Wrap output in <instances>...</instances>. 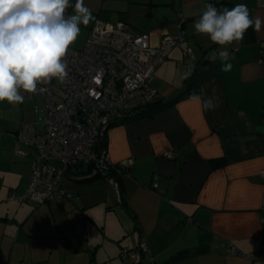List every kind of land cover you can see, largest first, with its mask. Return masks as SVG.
<instances>
[{
    "label": "crops",
    "instance_id": "1",
    "mask_svg": "<svg viewBox=\"0 0 264 264\" xmlns=\"http://www.w3.org/2000/svg\"><path fill=\"white\" fill-rule=\"evenodd\" d=\"M216 1L225 2L221 10L247 4L264 21V0H84L95 17L90 28L122 22L132 35L149 34L154 47L182 30L191 54L173 48L152 87L161 103L189 94L153 117L108 130L111 161H131L112 175L120 202L109 178L79 165L62 181L73 198L41 206L8 199L28 185L31 158L12 151L31 150L12 135L31 120L8 115L29 101L0 103V264H123L118 253L140 239L147 246L142 264H264V26L252 29V42L228 46L222 61L218 46L194 30L205 4ZM188 70L191 86L182 79ZM193 93L213 108L202 111Z\"/></svg>",
    "mask_w": 264,
    "mask_h": 264
},
{
    "label": "built area",
    "instance_id": "2",
    "mask_svg": "<svg viewBox=\"0 0 264 264\" xmlns=\"http://www.w3.org/2000/svg\"><path fill=\"white\" fill-rule=\"evenodd\" d=\"M128 30L122 22L111 25L95 21L83 49L75 50L73 44L69 47L65 57L68 75L64 81L40 85L34 93L22 92L25 102L43 97L46 114L41 126L25 122L13 135L31 150H16L14 156L30 157L31 161L25 192L11 195L9 200L41 206L53 200L72 199L64 191L62 181L70 168L79 165L94 168L100 176L112 169L129 168L130 160L118 164L111 161L102 146L106 132L130 121L158 99L152 81L173 48H181L185 55H190L191 49L181 39L182 30L179 36L165 38L156 47L151 45L149 34L132 35ZM164 157L174 159L170 152ZM258 175L264 183V168ZM109 180L120 202L118 183ZM151 188H156L155 182ZM261 212L263 224L264 196ZM146 252L145 240L140 239L133 250L124 249L121 256L132 264H140Z\"/></svg>",
    "mask_w": 264,
    "mask_h": 264
},
{
    "label": "clouds",
    "instance_id": "3",
    "mask_svg": "<svg viewBox=\"0 0 264 264\" xmlns=\"http://www.w3.org/2000/svg\"><path fill=\"white\" fill-rule=\"evenodd\" d=\"M69 8L73 13L66 15ZM94 20L84 0L74 4L72 0H0V103L22 104V92L34 93L40 85L64 81L67 51L77 41L82 26ZM262 26L264 21L252 18L247 4L221 10L206 3L194 30L217 45L219 58L227 61L228 46L243 42L249 28L260 31ZM230 68V63L224 64L225 71ZM190 75L191 70L185 71L182 79ZM190 99L197 101L202 111L214 106L211 99L196 93Z\"/></svg>",
    "mask_w": 264,
    "mask_h": 264
},
{
    "label": "rangeland",
    "instance_id": "4",
    "mask_svg": "<svg viewBox=\"0 0 264 264\" xmlns=\"http://www.w3.org/2000/svg\"><path fill=\"white\" fill-rule=\"evenodd\" d=\"M72 13L73 12L71 11V12H68L66 15H71ZM90 25H91V23L87 27L82 26L81 34L78 37L77 41L73 44V48L75 50H82L83 49L84 44H85L87 37L89 35V32H90V30H89ZM24 103H25V101H24ZM24 105H25V108H24L25 111L22 108H18V109L16 108V109L10 111L8 113V115L13 117V119L15 120V123H16L17 118L25 113V114H28L30 116V120H31L30 122H35L38 124V126H41L44 122V118H45V114H46V109H45L43 97L38 96L33 101H29V104H24ZM12 137H13V135H12ZM16 142L19 143L20 145H22L20 142H18V141H16ZM22 146H24V145H22ZM12 152L14 155V150ZM121 251H120V253H118V259L120 261H122L123 264H132L128 259H124L122 256H120ZM145 263L143 262V264H145ZM176 264H188V263L184 262V263H176ZM193 264H198V263H193Z\"/></svg>",
    "mask_w": 264,
    "mask_h": 264
},
{
    "label": "trees",
    "instance_id": "5",
    "mask_svg": "<svg viewBox=\"0 0 264 264\" xmlns=\"http://www.w3.org/2000/svg\"><path fill=\"white\" fill-rule=\"evenodd\" d=\"M225 2L223 1H216L215 2V6H219V5H222L224 4ZM254 40V35H253V31H252V28H249L246 33H245V39L243 40V44H247V43H250ZM194 77H195V74H191L189 78H187V83L190 84V86L194 83L193 80H194ZM189 93L186 92L185 94H181L179 95L178 97H176L174 100L170 101V102H167V103H161L158 99L148 105L145 106L144 110L142 113H140L139 115H137L136 117L130 119V121H125V122H122V123H127V122H132V121H135V120H138V119H143V118H150V117H153L154 114L158 111H161V110H164L166 109L167 107H171L173 106L175 103H177L178 101L182 100L185 96H187ZM121 124V123H120ZM120 124H117V125H120ZM19 130V129H18ZM17 130V131H18ZM17 132H15L14 134H16ZM13 134V135H14ZM106 140H102V146L103 147H106ZM120 171L118 168L116 169H112L111 172H109L108 174H106L105 176H102V177H105V178H113L112 175L114 174H119ZM97 176H100V174H98V172L96 173ZM114 179V178H113ZM116 181V179H114ZM117 182V181H116ZM263 226H264V223H263ZM262 245H264V239L262 240ZM142 264V263H140Z\"/></svg>",
    "mask_w": 264,
    "mask_h": 264
}]
</instances>
